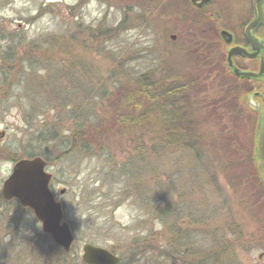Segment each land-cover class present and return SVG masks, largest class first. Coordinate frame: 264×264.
Returning a JSON list of instances; mask_svg holds the SVG:
<instances>
[{
	"label": "rangeland",
	"instance_id": "rangeland-1",
	"mask_svg": "<svg viewBox=\"0 0 264 264\" xmlns=\"http://www.w3.org/2000/svg\"><path fill=\"white\" fill-rule=\"evenodd\" d=\"M156 1L0 0V264H52L42 258L52 238L30 210L1 194L14 164L40 153L65 221L78 229L71 254L79 262L90 243L115 249L122 264H198L210 249L231 256L229 264H264L258 122L248 92L239 96L247 86L224 69L216 35L198 31L201 18L206 30L214 26L210 16L183 0ZM100 23L103 43L81 33ZM69 29L80 32L73 58L61 52L68 45L43 38ZM87 41L92 52L81 49ZM176 73L189 86L175 122L134 98L137 107L123 102L122 114L136 124L109 135L125 92L137 93L144 81L157 92L169 88L159 82ZM95 88L103 98L91 99ZM92 123L103 127L93 135L106 137L80 150L69 136L82 125L90 132Z\"/></svg>",
	"mask_w": 264,
	"mask_h": 264
},
{
	"label": "water",
	"instance_id": "water-1",
	"mask_svg": "<svg viewBox=\"0 0 264 264\" xmlns=\"http://www.w3.org/2000/svg\"><path fill=\"white\" fill-rule=\"evenodd\" d=\"M211 0H191L199 7ZM227 43L232 42V36L223 32ZM176 40V36H171ZM245 49L235 47L229 52L228 65L234 68L232 59L235 55H247ZM236 75L254 76L253 74H241L234 69ZM261 74L264 75V59L261 64ZM247 96L245 103H247ZM250 101V100H249ZM251 105L252 102L250 101ZM253 106V105H252ZM256 110L257 108L252 107ZM255 163L264 183V110L256 128L255 137ZM53 175L48 171V162L40 156L25 158L17 161L10 176L3 182L2 198L7 201H17L23 209L32 211L35 219L41 226L44 234L49 235L54 243L64 252L73 250L76 237L71 225L65 221V210L61 202L56 199L51 189ZM61 195L65 191L60 192ZM82 262L84 264H122L121 258L107 248L86 243L82 248Z\"/></svg>",
	"mask_w": 264,
	"mask_h": 264
},
{
	"label": "trees",
	"instance_id": "trees-1",
	"mask_svg": "<svg viewBox=\"0 0 264 264\" xmlns=\"http://www.w3.org/2000/svg\"><path fill=\"white\" fill-rule=\"evenodd\" d=\"M192 12L195 13L194 11H192ZM69 30H65V33H63V34H61L59 32H54L52 30V31H49V32H46L45 34H43V38L44 39L48 38L51 41L54 40L57 43H59V41H60V42H62V45H68L67 47H62L61 52L65 55H67L68 57L70 56L71 58H73V54L76 51L75 49L77 47H79L77 42H76L77 39H75V38H77L76 36H78L80 32L73 34V33H71V30L70 31ZM108 31H110V30H108ZM81 33H85L87 38L90 41L94 40V41H99L100 43H103V23L98 24L94 28L93 27L87 28L85 32H81ZM90 41L89 42L87 41L86 45L82 46L81 49H82V51L84 50L83 52H85V51L86 52H88V51L92 52L93 51L94 48L88 49L89 46L87 44L90 43ZM45 44H48V42H45ZM33 48L36 50H40L41 47H40V45H37V46H34ZM48 50L50 51V49H48ZM11 51H12V49H11ZM11 55H12V52H10V51H7L5 54H3L2 60H3L4 64H6V62H8L10 60ZM15 56L16 55L13 53L14 58H15ZM74 57H75V59L78 58V56H74ZM43 67H45V66L43 65ZM183 74L184 73H176L177 76H175L171 81H168V80L160 81L159 83H161L160 84L161 87H163V84H166V83L168 85H171V87L166 88V89L162 88V90H160V88H159L160 86H157L159 88L158 92L156 90H150L151 89L150 88L151 81L150 82L144 81V85H143L144 87H142L140 90L138 89L137 93L125 92L121 96V99H122L121 100V108H117L114 111L116 118L115 119L112 118V120H111V124L113 125V129L110 131L109 135L111 133H112L111 135H114L115 132H122L126 128H128V130H129V128L131 129V126L133 124H136L135 122H132L130 117L122 114V107H124V106L127 108L126 110H129V111H132V108L137 107L136 104L133 103L134 98H136L140 101V103H139L140 108H141V106H145L146 102H148L150 105L149 109L151 110L149 112L150 114L151 113L157 114L158 112H160L161 114H163L162 115L163 120L169 119L168 120L169 122H171L170 120L175 122V120H176L175 115L179 114L178 112H176V109H179L181 107V106L179 107V103H178L181 100V99L179 100V96H180V94L183 95V90L188 89V87H186V86H189L186 83L183 84V80H185ZM181 82H182V84H181ZM159 83L156 82V85H158ZM175 86H177V87H175ZM242 90H243V92H241L239 94V96L240 95L242 96L244 93L248 92L246 90V87H243ZM97 92L103 98V89L96 90V88H95V90H93V93L95 95H93L91 97V99L93 97H94V99L97 97ZM58 95L61 96L60 93H58ZM182 100H183V98H182ZM91 101L92 102L89 101L88 103H90L94 106V104L96 102H94V100H91ZM154 101H156V103H154ZM123 102H124V106H123ZM168 107H170V108H168ZM32 109H33V111L35 110V108H32ZM80 109H81V107H80ZM157 109H160V111L154 112V111H157ZM138 111L140 112V110H138ZM75 113H76V109L72 110L71 114L75 115ZM146 115H148V114H146V112L141 111L140 119L145 118ZM160 120H162V119H160ZM177 123H179L178 119H177ZM101 124L102 123H92L91 126H88V127H90L89 128L91 130L90 132L86 129L82 130V129L86 128V126H83V125L80 127L78 126L77 127L78 129L76 130V132H74L73 136H69V137H70V139H72V141L75 144L76 143L79 144L80 150L81 149L90 150V149H92V146H94L96 144V143H94V141L98 137L101 136L100 139H102L103 137H106V136H103V134H99V136L93 135L94 133H103V127ZM114 127H116L115 130H114ZM79 129H81V130H79ZM181 130H183V129H181ZM57 133L58 132L56 130L53 133L49 132V134L51 136H57ZM41 135H45V133L41 134ZM46 136H47V133H46ZM174 136H175L174 134L171 135L172 138H170V139H174ZM72 141L69 140V143L70 142L72 143ZM37 155H40V157L43 156L42 153L37 154ZM32 157H35V155H29L27 158H32ZM43 158L47 161V158H45V157H43ZM65 216H66V213H65ZM71 228H72L74 234H77L78 229L76 228V226L74 224H71ZM172 243L176 244L175 242H172ZM171 247H173V246H171ZM42 248H44V250H45L44 254L42 256V258H44V261L48 260L52 264H59V263L60 264H84L82 262H79L78 259L76 260L75 258H73L71 252L70 253L64 252L55 243H54V245L50 246L48 250H46L44 246ZM179 248H180V246H179ZM168 249L169 248L167 246L166 249L162 251L163 256H167V253L169 254ZM207 251L208 252L203 251L200 253V262L198 264H229L231 262V260H230L231 256L226 258L225 252L218 251L217 249H210ZM49 252H50V254H49ZM112 252H115V249H113ZM53 259H55V262H53ZM51 260H52V262H51ZM70 260H72V261L69 262Z\"/></svg>",
	"mask_w": 264,
	"mask_h": 264
},
{
	"label": "flooded vegetation",
	"instance_id": "flooded-vegetation-1",
	"mask_svg": "<svg viewBox=\"0 0 264 264\" xmlns=\"http://www.w3.org/2000/svg\"><path fill=\"white\" fill-rule=\"evenodd\" d=\"M156 2L159 4L161 1ZM183 5L198 15L211 17L215 28L212 26L206 30L207 20L201 18L196 21L202 26L198 27V31L203 34L211 31L216 35L220 62L225 65L224 69L228 70L232 77L247 86V99L253 106L249 100L245 104L259 122L264 110V75L261 74L264 59V0H211L202 7L193 4L191 0H183ZM223 32L232 36L231 43L225 41ZM235 47L245 49L248 54L235 55L232 59L234 68H231L228 65L229 52ZM235 68L241 74L254 76L236 75ZM252 107L257 109L254 110Z\"/></svg>",
	"mask_w": 264,
	"mask_h": 264
}]
</instances>
